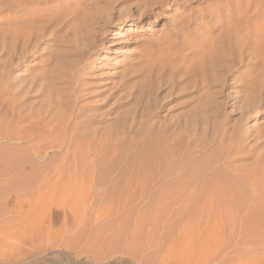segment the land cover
Returning a JSON list of instances; mask_svg holds the SVG:
<instances>
[{
    "label": "rangeland",
    "instance_id": "1",
    "mask_svg": "<svg viewBox=\"0 0 264 264\" xmlns=\"http://www.w3.org/2000/svg\"><path fill=\"white\" fill-rule=\"evenodd\" d=\"M10 1L0 0V102L15 98L26 122L52 128L17 139L0 105V264H264V0H150L140 18L134 0H54L49 40L19 62ZM174 30L187 58L158 53L159 75L124 80ZM217 56L226 65L204 70ZM182 70L188 86L204 70L222 107L214 126H183L177 114L196 94L177 87L153 113L155 93ZM43 72L64 113L25 85Z\"/></svg>",
    "mask_w": 264,
    "mask_h": 264
},
{
    "label": "bare ground",
    "instance_id": "2",
    "mask_svg": "<svg viewBox=\"0 0 264 264\" xmlns=\"http://www.w3.org/2000/svg\"><path fill=\"white\" fill-rule=\"evenodd\" d=\"M135 3H136V11L139 18L145 14V11L143 9H141V5H145L148 1L149 3H151V1L153 0H134ZM53 2H55L54 0H11L10 3H9V6L11 7V11L13 13L12 15V21L13 23H15V27H16V30L15 32L13 33V45H14V52L17 54L16 56V61L19 62V61H23V58L25 57L24 54H28V55H33L34 52L38 51V48L42 45H44L45 43V40H49V37L50 34H52L50 31H47V28H46V25L50 24V19H49V14H50V7H52V4ZM57 2V1H56ZM232 12V11H231ZM231 12H228L229 14ZM227 13V14H228ZM233 13V12H232ZM247 14V13H245ZM230 15H228L229 17ZM231 17V16H230ZM247 18V21H251L253 19V15L250 14L249 16H245ZM9 21V20H7ZM6 21V22H7ZM11 21V22H12ZM241 21V20H240ZM10 22V23H11ZM9 23V22H8ZM12 23V24H13ZM261 24V23H260ZM249 25V24H248ZM258 28V27H257ZM6 33V32H5ZM46 33H48L47 35V38H46ZM117 37L119 36L120 32H117ZM46 38V39H45ZM187 38V37H186ZM230 38V37H229ZM235 38V37H234ZM237 38V37H236ZM177 39V34H176V31H171L169 32L168 34H163L162 37L158 38L157 41L155 42V46L158 48V49H152L153 47H151V49L149 50H145L144 52H140V56L139 57H135L136 60L137 58H142V63L141 65H139V63L137 62V64H134V66L132 68H130L131 70L127 71L126 74L123 76L124 77V80H131L133 78H135V72L136 71H140V76H143V77H150L151 73L153 71H157L156 75H159V72L161 70H163L162 66L164 64H167L169 62H173V61H181V60H185L187 58V56L189 55V53H187L188 49H183L184 46H183V42H188V41H182L181 43H179L178 41H176ZM232 41H228V42H224L223 45L225 46V43L226 45H229L230 47V44H231ZM234 42V41H233ZM232 42V43H233ZM238 42V41H236ZM236 42L234 43L235 44V47L236 45ZM51 43H53V39L51 37ZM240 43V42H239ZM186 45V44H185ZM233 45V44H231ZM154 46V47H155ZM250 47V46H249ZM185 48H188L185 46ZM238 48V47H237ZM234 49V48H233ZM225 50V49H223ZM159 53V54H158ZM158 54L159 56L163 57V60L162 61H167V63H162V61H159L157 63V65L154 67L152 66V64L154 62H151L153 61V58L152 56L155 57V55ZM218 54V53H217ZM220 54V52H219ZM232 54V53H231ZM236 55V54H235ZM234 55V56H235ZM231 56V55H230ZM230 58H233V56H231ZM237 58V56H236ZM57 57H55V64L57 63ZM229 58H226V57H221V56H217V57H212L211 60L209 61L208 65L205 66L206 68L205 69H218L220 68V70L222 69V66L224 67V65H226V62ZM134 62V61H133ZM151 62V63H150ZM135 63V62H134ZM145 63H147L145 65ZM154 67V68H153ZM231 67H225V70L227 72H231L230 70ZM173 69L176 71L175 68L172 67V72ZM52 70V69H51ZM204 70L201 72V76L199 79L197 80H200L197 82L196 84V80L195 82L191 83L190 85L192 86H188L184 81V79L182 78L184 75H186V78L188 76V78L190 79L191 76L193 75H189L187 74V71L186 70H182L181 72L178 71V73L176 72V76H178L177 78H174L173 76V79H171L170 82L166 83L165 85V89H161L162 92H161V97H159V92H156L155 95H154V102H153V106L151 107L153 109V113H156V109L157 108V101L159 99L161 100H166L167 98H169V96H172L173 95V89H175L177 87V89L179 88L178 91H185V93L183 95H185V97H189L191 96L192 94H196V97H190L191 99L185 101L187 102V106L185 107L184 110L180 111V113L178 112V117H181L183 116V118H187L185 119V121L183 122V126L185 125V127H189V129H194L198 126V124L200 126L204 125L206 126L207 123H210V125H215L217 124L216 123V117L219 116V105L217 104V100L215 101L214 99H212L213 97H211L212 95V91H210V85L208 83V79L205 78V72ZM55 69L53 72H55L54 74V78L56 77V74L57 76H59V78L63 77V73H57V72H60V71H57ZM151 71V72H150ZM224 71V70H223ZM226 72V73H227ZM46 72H43L41 74H35V75H31L29 78H28V81L25 83V85H28L29 88H31V90H35V89H42L44 91H46L48 93V97L51 96L50 98L52 99V110L55 111V113L59 114L62 110L59 106L60 101L57 99V98H54L53 97V93L54 91L56 92H60V87H59V84L56 83V81L54 80H51L50 82H45V79L47 78V74H45ZM225 73V74H226ZM175 76V75H174ZM195 76V75H194ZM50 77H53L52 75ZM127 77V78H126ZM187 78V79H188ZM17 83L19 84V78L18 77H15ZM193 79V78H192ZM26 80V79H25ZM22 81H23V78H22ZM189 83H190V80H187ZM2 82V81H1ZM5 83V82H4ZM200 84V85H198ZM3 85V84H2ZM186 85V86H185ZM6 86V84H4V87ZM157 89L161 88L160 87V82H159V85H157ZM188 86V87H187ZM26 87V88H28ZM7 90V89H6ZM5 90V91H6ZM39 90H35V92H38ZM177 91V92H178ZM234 91H237V90H234ZM7 92V91H6ZM5 92V93H6ZM71 92L74 94L75 98L74 99H78L77 101L80 102V92L79 90L76 91L74 89H71ZM11 93L10 91H8V94ZM46 93V94H47ZM146 92H144V95H145ZM180 93V92H179ZM178 93V94H179ZM237 93V92H236ZM149 94H153L152 92V88L149 90ZM177 94V93H176ZM181 94V93H180ZM72 95V94H71ZM175 95V93H174ZM214 95V94H213ZM237 95V94H235ZM11 96H16L15 93L12 92ZM47 96V95H46ZM7 97V96H6ZM256 97V96H255ZM254 97V99H255ZM12 98V97H11ZM193 98V100H192ZM216 98V97H215ZM2 99V98H1ZM15 99V98H14ZM14 99L12 98L10 101H8V103L6 104L5 102H0L1 106H3L4 108H1V110L3 109L4 113L6 111H8L9 115H10V119L8 117L9 120L8 123H9V129L8 132H12L13 134H15L14 136H16L15 138H19L20 140H27L26 138L27 137H30V133L26 130L27 128H29V131H32L33 129V132L34 133H45L46 132V128L48 129H51L52 127L50 126L49 127V120L46 119H39V117H37V119L34 121V122H26L28 121L29 119L25 120L24 119V115L21 114V107L19 108V105L15 103ZM17 99V98H16ZM204 99V100H203ZM209 99H211L209 101ZM185 100V99H184ZM192 100V101H190ZM256 100V99H255ZM190 101V102H189ZM252 100L250 99V102ZM184 102V103H185ZM4 103L6 105H4ZM19 103V102H18ZM256 103V102H255ZM186 104V103H185ZM220 104V103H219ZM246 104V103H244ZM254 104V103H253ZM252 104V105H253ZM259 104V103H258ZM165 106V104L163 105L162 104V108ZM257 106V105H255ZM239 107V106H238ZM241 107V106H240ZM239 107V108H240ZM170 108V107H169ZM222 108V107H220ZM247 108V106H246ZM70 110V113L69 114H72L73 110L69 109ZM80 111H84V109H81ZM27 112V111H26ZM61 113H64L63 111ZM145 113H148V114H151L150 111L148 112H145ZM76 114V113H75ZM147 114V115H148ZM243 114V113H242ZM39 115V114H38ZM37 115V116H38ZM176 115V117H177ZM223 115V114H222ZM149 116V115H148ZM148 116H145V119H148V118H152V117H148ZM152 116V115H151ZM5 117V116H3ZM35 117V116H34ZM33 117V119H34ZM77 118H79V114L76 115ZM92 119V118H91ZM59 120V119H58ZM178 120V118H177ZM175 120V122H173L169 128H172V127H175L177 124H178V121ZM222 120V118H221ZM6 121V120H5ZM89 119L87 120V122L84 120L83 123L82 121H80V125H83V124H90V122H88ZM177 121V122H176ZM219 121V119H218ZM223 121V120H222ZM221 121V122H222ZM2 122V120H1ZM61 122V121H60ZM77 122V121H76ZM180 122V120H179ZM220 121L218 122V125L220 126L219 123H221ZM2 123H5V122H2ZM27 123V125H26ZM73 123V121H72ZM212 123V124H211ZM7 124V122H6ZM222 124V123H221ZM3 125V124H2ZM73 125L75 126L76 124L73 123ZM217 125V126H218ZM224 125V123L222 124ZM1 126V125H0ZM28 126V127H27ZM203 126V127H204ZM160 128H162L163 130H167V126H159ZM207 127V126H206ZM205 127V128H206ZM210 127V126H209ZM216 127V126H215ZM55 128V126H54ZM167 128V129H166ZM177 128V127H176ZM200 128V127H199ZM204 128V130H205ZM4 129V127H3ZM3 129H0L1 131ZM73 129V128H72ZM198 129V128H197ZM216 129H219V127ZM228 129V128H227ZM188 130V129H187ZM202 130V128H201ZM212 130V129H211ZM225 129H223L222 131H224ZM49 131V130H48ZM214 131V129H213ZM219 131V130H218ZM221 131V133H222ZM5 129H4V133H5ZM237 132V130H236ZM239 132V131H238ZM3 133V132H2ZM1 133V134H2ZM7 133V132H6ZM224 133V132H223ZM222 133V134H223ZM226 133V132H225ZM233 134V132H232ZM236 134H240L239 133H236ZM8 135H11V134H8ZM231 135V134H230ZM242 135V134H241ZM222 136V135H221ZM11 137V136H10ZM13 137V135H12ZM35 137V138H34ZM32 136L31 140H29L28 142L31 144V146L33 147L34 151L36 150V152H40L42 150H39L41 148V145L38 141H36V136ZM187 137V136H186ZM189 137V136H188ZM235 137V136H234ZM233 137V138H234ZM162 138V137H161ZM241 138V137H239ZM30 139V138H29ZM34 139V140H33ZM194 139V138H193ZM196 139V138H195ZM194 139V140H195ZM160 140V139H159ZM239 140V139H238ZM40 141V140H39ZM57 141V140H56ZM205 140H203L204 142ZM242 141V139H241ZM19 142V141H18ZM24 142V141H22ZM42 142V141H41ZM57 143L59 144V142L57 141ZM152 143V142H151ZM236 143V142H235ZM43 144V143H42ZM46 144V143H45ZM56 144V143H55ZM155 144V143H154ZM190 144V143H189ZM196 144V143H194ZM204 144V143H203ZM237 144V143H236ZM44 145V144H43ZM163 145V144H162ZM197 145V144H196ZM239 145V144H238ZM19 146V145H18ZM16 146V147H18ZM52 146V145H51ZM148 146V145H147ZM171 146V145H169ZM204 146V145H203ZM202 146V147H203ZM199 147V146H198ZM3 148V147H2ZM26 148V147H25ZM43 148V147H42ZM145 148V146H144ZM150 148V147H149ZM217 148V147H215ZM223 148V147H222ZM235 148V147H234ZM28 149V148H27ZM205 149V147H204ZM150 150H152L150 148ZM156 150V149H155ZM213 150V149H212ZM218 150V149H217ZM229 150V149H228ZM11 151V150H10ZM15 151V150H14ZM149 151V150H148ZM157 151V150H156ZM159 151V150H158ZM234 151V150H233ZM155 152V151H153ZM152 152V153H153ZM214 152V151H213ZM216 152V151H215ZM36 153V155H38ZM44 153V152H43ZM162 152L159 151V153L157 154H161ZM164 153V152H163ZM151 154V153H150ZM216 154V153H215ZM162 155V154H161ZM166 156H168L167 154H165ZM237 155V154H236ZM147 156L149 157V154H147ZM151 156H153L151 154ZM155 156V155H154ZM157 156V155H156ZM211 156V155H209ZM215 156V155H214ZM220 156V155H219ZM15 157V156H14ZM158 157V156H157ZM215 158V157H214ZM17 159V158H16ZM148 159V158H147ZM150 159V158H149ZM154 159V157H153ZM156 159V158H155ZM159 159V158H158ZM16 161V160H15ZM151 161V160H150ZM197 161V160H196ZM216 161V160H215ZM13 162V161H11ZM156 162V161H155ZM214 162V161H213ZM17 164V163H16ZM156 164V163H155ZM177 164V163H176ZM14 165V164H13ZM161 166V165H160ZM209 166V165H208ZM207 167V166H206ZM174 168V167H172ZM25 170V169H24ZM26 171V170H25ZM30 171V169H29ZM32 174V173H31ZM159 174V173H158ZM167 175V174H166ZM180 175V174H179ZM164 176V175H163ZM218 176V175H217ZM257 177V176H256ZM173 179V178H172ZM256 179V178H255ZM254 179V180H255ZM43 180V179H42ZM216 188V187H215ZM219 189V188H218ZM217 189V190H218ZM222 191V190H221ZM263 191V190H262ZM257 193V192H256ZM264 196V195H263ZM18 199V198H17ZM261 200V199H260ZM255 205V204H254ZM259 205V204H258ZM264 207V206H263ZM263 209V208H262ZM259 210V209H257ZM260 211V210H259ZM263 211H261L262 213Z\"/></svg>",
    "mask_w": 264,
    "mask_h": 264
}]
</instances>
